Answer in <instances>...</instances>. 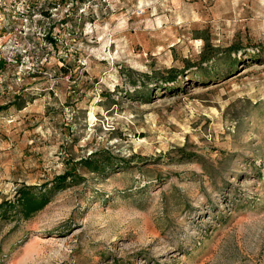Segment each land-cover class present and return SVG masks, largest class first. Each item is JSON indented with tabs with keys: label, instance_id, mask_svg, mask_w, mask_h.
<instances>
[{
	"label": "rangeland",
	"instance_id": "1",
	"mask_svg": "<svg viewBox=\"0 0 264 264\" xmlns=\"http://www.w3.org/2000/svg\"><path fill=\"white\" fill-rule=\"evenodd\" d=\"M19 1L0 264H264V0ZM22 188L48 192L28 218Z\"/></svg>",
	"mask_w": 264,
	"mask_h": 264
},
{
	"label": "trees",
	"instance_id": "2",
	"mask_svg": "<svg viewBox=\"0 0 264 264\" xmlns=\"http://www.w3.org/2000/svg\"><path fill=\"white\" fill-rule=\"evenodd\" d=\"M86 166L91 169L92 172L97 171V161L85 160ZM93 165V166H91ZM66 180V175L59 176L55 179V184L53 186V191L60 190L64 188V183ZM14 207H19V212L22 213L23 217H30L34 213L42 210L49 202L48 192L35 193L32 188H22L16 193ZM6 205V203H5ZM4 204L0 205V209Z\"/></svg>",
	"mask_w": 264,
	"mask_h": 264
},
{
	"label": "built area",
	"instance_id": "3",
	"mask_svg": "<svg viewBox=\"0 0 264 264\" xmlns=\"http://www.w3.org/2000/svg\"><path fill=\"white\" fill-rule=\"evenodd\" d=\"M14 3H16L18 6H22L23 4V2L22 1H19V2H16L17 0H12ZM3 5H4V3H3V0H0V48H1V45H2V39H3V37H2V33H1V31H2V26H1V21H2V15H1V10H2V8H3ZM22 8V7H21ZM19 9V8H18ZM24 21H27L26 19H24ZM31 65V64H30Z\"/></svg>",
	"mask_w": 264,
	"mask_h": 264
}]
</instances>
